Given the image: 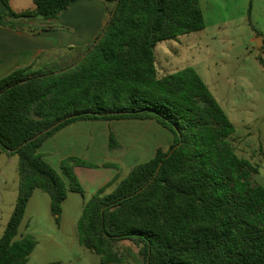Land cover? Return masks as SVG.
Segmentation results:
<instances>
[{
	"label": "trees",
	"instance_id": "trees-1",
	"mask_svg": "<svg viewBox=\"0 0 264 264\" xmlns=\"http://www.w3.org/2000/svg\"><path fill=\"white\" fill-rule=\"evenodd\" d=\"M33 1V10L15 12L1 0L0 25L23 30L19 22L57 19L79 0ZM101 1L109 21L74 67L33 63L0 79V154L18 156L20 175L0 264H27L37 246L31 235L17 238L35 190L50 196L60 224L69 192L85 194L75 168L99 167L69 156L59 173L43 144L77 121L114 120H153L173 143L86 201L82 246L101 264H264V187L251 181L260 165L238 156L235 126L194 68L161 75L156 65L158 43L205 29L199 1ZM118 144L111 132L109 147Z\"/></svg>",
	"mask_w": 264,
	"mask_h": 264
},
{
	"label": "rangeland",
	"instance_id": "rangeland-1",
	"mask_svg": "<svg viewBox=\"0 0 264 264\" xmlns=\"http://www.w3.org/2000/svg\"><path fill=\"white\" fill-rule=\"evenodd\" d=\"M198 1L205 29L158 43L157 68L160 74L187 67L197 71L235 126L233 140L238 156L260 165L259 172L251 176L252 183L264 187V0ZM258 38L263 39L261 48L256 45ZM82 54L78 50L59 56L49 66H69ZM132 130L144 137L136 152L127 151ZM116 131L120 137L115 135L117 147L96 151V155L84 153L83 157L93 163L102 160L120 166L116 180L126 178L135 166L153 158L159 146L167 151L173 142L172 134L164 128L157 134L152 129L121 125ZM19 178L18 156L0 154V236L17 200ZM81 185L85 194L69 192L60 224L51 213L50 196L42 190L33 192L17 236L25 232L28 221L29 231L39 243L28 264H101L100 257L79 241L77 222L84 202L92 196L87 185ZM128 246L125 241L121 249ZM121 264L136 263L129 260Z\"/></svg>",
	"mask_w": 264,
	"mask_h": 264
},
{
	"label": "crops",
	"instance_id": "crops-1",
	"mask_svg": "<svg viewBox=\"0 0 264 264\" xmlns=\"http://www.w3.org/2000/svg\"><path fill=\"white\" fill-rule=\"evenodd\" d=\"M10 5L15 12L35 8L33 0H10ZM5 11L6 9L0 0V16L4 15ZM109 18L110 13L105 2L101 0H79L72 3L57 19L19 22V25L24 27L23 30L9 29L0 25V79L33 63H36V67H46L55 63L59 56L81 51L96 40L104 30ZM121 125L144 127L152 129L157 134L163 129L153 120L77 121L50 137L39 151L45 161L61 173L62 162L69 156L85 158L84 153L96 155V151H110V133L113 132L120 138L116 128ZM134 132L135 130L131 132L133 139L130 146H125L128 148V152H136L144 139L140 135H135ZM120 143H122L121 140ZM94 163L99 167L75 168L80 183L87 185L92 195L119 177L120 172V166L103 167L102 165L107 162L102 160ZM24 227L25 232L20 235V238L27 235L33 236L29 231L30 224L28 221ZM38 244L37 241L35 250ZM29 261L30 257L27 264Z\"/></svg>",
	"mask_w": 264,
	"mask_h": 264
},
{
	"label": "water",
	"instance_id": "water-1",
	"mask_svg": "<svg viewBox=\"0 0 264 264\" xmlns=\"http://www.w3.org/2000/svg\"><path fill=\"white\" fill-rule=\"evenodd\" d=\"M99 40V39H98ZM98 40H97V42H98ZM96 42V43H97ZM95 43V44H96ZM256 45H257V48H261L262 46H263V39L262 38H258V39H256ZM93 48V47H92ZM76 65V63L75 64H73L71 67H74ZM58 124H56V125H54L53 127H51L50 129H48V130H46V131H49V130H51L52 128H54L55 126H57ZM45 131V132H46Z\"/></svg>",
	"mask_w": 264,
	"mask_h": 264
}]
</instances>
